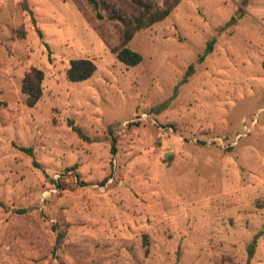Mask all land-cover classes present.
<instances>
[{"label": "rangeland", "instance_id": "1", "mask_svg": "<svg viewBox=\"0 0 264 264\" xmlns=\"http://www.w3.org/2000/svg\"><path fill=\"white\" fill-rule=\"evenodd\" d=\"M77 2L0 0V264H264V0H179L132 66L95 30L115 45L121 24ZM73 58L89 78L64 79Z\"/></svg>", "mask_w": 264, "mask_h": 264}, {"label": "trees", "instance_id": "2", "mask_svg": "<svg viewBox=\"0 0 264 264\" xmlns=\"http://www.w3.org/2000/svg\"><path fill=\"white\" fill-rule=\"evenodd\" d=\"M77 6L79 3L74 0ZM136 7L135 14H126L119 10L115 4L106 0H86L94 10L99 5H102L107 11V18L116 20L121 24V31L118 42L115 45H110L105 36L95 26V30L100 39L108 46L109 51L113 53L118 61L126 66H132L140 61V55L129 49L126 44L132 38L134 33L139 29L150 26L156 21L164 19L171 9L176 6L179 0H165L162 6H158L155 0H130ZM213 38L206 42L204 53L210 52L212 48ZM204 57V54H200L197 58L200 61ZM95 70V64L89 58H73L68 60V65L64 69V79L70 82L81 81L89 78ZM192 70V64H189L185 76H187ZM43 78L42 70L36 67H30L25 71L20 79L19 91L24 95V103L26 106H33L41 96V80ZM185 77L182 79L184 81ZM67 125L71 127L80 137H85L80 130L73 125L71 120L67 121ZM112 146L114 140H112ZM21 151L31 155V148L20 146ZM111 149H114L111 147ZM33 165H37L33 162ZM59 236L61 234H58ZM144 253L147 252L146 240L143 239ZM253 251V245L250 244L248 253Z\"/></svg>", "mask_w": 264, "mask_h": 264}]
</instances>
